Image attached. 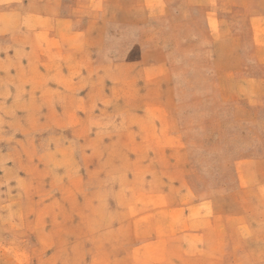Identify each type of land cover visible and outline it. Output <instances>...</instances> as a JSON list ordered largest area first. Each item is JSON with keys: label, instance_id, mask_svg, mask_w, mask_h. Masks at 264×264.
I'll use <instances>...</instances> for the list:
<instances>
[{"label": "rangeland", "instance_id": "1", "mask_svg": "<svg viewBox=\"0 0 264 264\" xmlns=\"http://www.w3.org/2000/svg\"><path fill=\"white\" fill-rule=\"evenodd\" d=\"M98 1L0 0V264H264L256 12L209 26L207 0ZM183 200L211 202L223 251L184 248Z\"/></svg>", "mask_w": 264, "mask_h": 264}, {"label": "crops", "instance_id": "2", "mask_svg": "<svg viewBox=\"0 0 264 264\" xmlns=\"http://www.w3.org/2000/svg\"><path fill=\"white\" fill-rule=\"evenodd\" d=\"M98 3H99L98 0H93L92 2V4H95V6ZM92 4L88 2L89 6H91ZM206 6L209 16V22H208L209 26H215L216 24L227 25V22H225L227 20V14H226L227 11H233V12L237 11L241 15H243L242 14L243 12L255 11L256 13L251 14V19L248 25L254 28V34L257 42L264 43V0H207ZM71 15H72L71 13H63L55 17L53 21L54 32H58L57 29H60V32L62 33L63 37H69V36L70 38L72 36H74L73 38L81 37L80 43L77 42L73 44L72 41L70 43L67 42L68 47L66 48L67 51L70 50L81 51L82 38L85 36L86 25H84L85 27H83L79 24L77 20L74 22L73 19L71 18ZM239 19H242V17ZM93 22L94 21L90 19L87 20L86 23L90 25V23ZM239 25H243V22H241ZM155 50L158 53V50L157 49ZM158 55L162 57V54L159 53ZM131 64H129V66ZM149 65L161 66L162 63H156V61L153 62L151 61L149 62ZM136 67L137 65L133 66V68ZM143 68L144 69L146 68V64L143 65ZM145 71L146 70H144V72ZM147 83H148V77L145 73V82H144L145 88ZM160 88L161 89L163 88L161 82H160ZM178 209H180L178 211H181V214H183L182 217L183 225L180 226L179 229L177 227L178 229L177 231L180 233L179 235H183V238L185 239V241L183 242V246L185 249L187 250L194 249V251L196 252H200L202 250L204 251L212 250L213 252H216V249L222 251L225 249V247L222 248L220 246L216 248V246H211L208 242L205 241V236L211 231L214 233L216 239L217 237L220 238L222 234L227 233L226 232L227 230L224 227H222V222L220 220L221 218L214 216V214H216V211H214V207L211 205V202L209 200H193V201L188 200L187 202L183 200L180 201L178 205ZM213 221L215 222L213 223ZM209 223L212 224L213 226L212 229L209 228ZM217 225L219 227H217ZM166 229L167 230H165L164 235L158 238H165L166 236L168 237L169 235L174 234V232L168 230V227ZM201 237L202 239H204V242L203 241L199 242ZM162 240L163 239H160L155 243L162 245L164 243ZM192 242L195 245L194 247ZM162 249H167V246L165 247L160 246L159 250L161 251ZM205 264H226V263L224 262V260H220L219 262L216 263L214 257L213 261Z\"/></svg>", "mask_w": 264, "mask_h": 264}]
</instances>
